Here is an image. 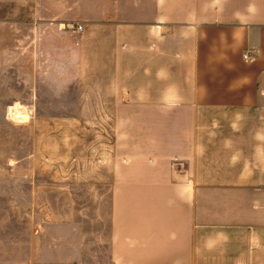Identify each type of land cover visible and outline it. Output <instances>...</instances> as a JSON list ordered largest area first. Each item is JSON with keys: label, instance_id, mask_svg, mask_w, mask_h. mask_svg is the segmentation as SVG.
<instances>
[{"label": "crops", "instance_id": "1", "mask_svg": "<svg viewBox=\"0 0 264 264\" xmlns=\"http://www.w3.org/2000/svg\"><path fill=\"white\" fill-rule=\"evenodd\" d=\"M122 3L135 13L86 23L113 24L112 36L79 37L47 26L68 20L60 11H107L111 0H0V72L18 78L0 80V121L17 105L30 117V69L39 78L48 69V41L66 60L54 69H78L88 41V69L112 97L95 105L113 107L93 118L110 117L124 140L101 165L109 229L96 232L101 215L58 212L46 261L264 264V0Z\"/></svg>", "mask_w": 264, "mask_h": 264}, {"label": "rangeland", "instance_id": "2", "mask_svg": "<svg viewBox=\"0 0 264 264\" xmlns=\"http://www.w3.org/2000/svg\"><path fill=\"white\" fill-rule=\"evenodd\" d=\"M80 5L86 7V0H80ZM122 5V0H111L107 11L81 7L60 11V19L68 20L57 27L48 25L46 32L112 36L113 24L86 23L97 17H111L115 23L135 13ZM80 23L84 28L72 32ZM92 44H82L78 69H54L56 62L60 67L66 60L59 54L55 59L49 49L54 42L48 41V69L40 78L39 69H30L31 97L26 102L32 105L24 104L30 117L17 105L8 108L7 122L0 121V264H58L46 261L56 253L49 245L58 235V212L101 215L102 227L96 232L109 229L110 192L102 180L108 170L101 165L117 156L114 150L124 140L116 136V123L110 117L108 121L93 118L113 107L95 105L112 97H103L108 85L95 81L96 70L88 69L95 61ZM16 75L6 70L0 72V80L15 84Z\"/></svg>", "mask_w": 264, "mask_h": 264}, {"label": "built area", "instance_id": "3", "mask_svg": "<svg viewBox=\"0 0 264 264\" xmlns=\"http://www.w3.org/2000/svg\"><path fill=\"white\" fill-rule=\"evenodd\" d=\"M75 28L82 30L84 28V25L82 23H80ZM244 57H249V51L244 52Z\"/></svg>", "mask_w": 264, "mask_h": 264}, {"label": "bare ground", "instance_id": "4", "mask_svg": "<svg viewBox=\"0 0 264 264\" xmlns=\"http://www.w3.org/2000/svg\"><path fill=\"white\" fill-rule=\"evenodd\" d=\"M20 109H22V108H20ZM20 109H19V110H20ZM14 119H15V118H14Z\"/></svg>", "mask_w": 264, "mask_h": 264}]
</instances>
